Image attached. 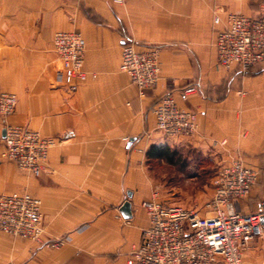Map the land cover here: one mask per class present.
<instances>
[{
  "label": "crops",
  "instance_id": "0c3cea01",
  "mask_svg": "<svg viewBox=\"0 0 264 264\" xmlns=\"http://www.w3.org/2000/svg\"><path fill=\"white\" fill-rule=\"evenodd\" d=\"M264 1V0H262ZM261 2V1H260ZM259 0H0V92L19 101L8 122L58 143L40 176L2 156L0 194L27 191L42 200L43 245L0 232V264H128L149 217L141 203L155 180L147 151L185 147L256 170L257 181L235 208L249 212L264 199V63L252 73L218 66L214 39L229 12L255 15ZM259 8V7H258ZM76 29L86 39V81L66 82L54 34ZM124 37L138 47L161 46L157 86L141 97L121 68ZM198 90L185 94L186 87ZM197 111L192 136L166 137L152 106L165 93ZM227 139L226 145L217 144ZM223 161V162H224ZM130 200L132 216L120 208ZM245 264H264V230L244 250Z\"/></svg>",
  "mask_w": 264,
  "mask_h": 264
},
{
  "label": "built area",
  "instance_id": "2783aa9c",
  "mask_svg": "<svg viewBox=\"0 0 264 264\" xmlns=\"http://www.w3.org/2000/svg\"><path fill=\"white\" fill-rule=\"evenodd\" d=\"M123 3L124 0H113ZM216 36L219 63L229 70L247 73L264 63V4L259 13L248 15L229 12ZM54 46L67 71L68 82L86 81L84 68L86 40L76 30H59ZM159 48H138L134 40H125L121 68L138 88L139 95L157 85L161 74ZM191 86L185 94L193 93ZM18 95L0 92V114L5 136L2 156L27 173L40 176L48 162L49 150L58 140L40 131L8 122L16 110ZM157 129L167 138L192 136L197 128V113L183 108L171 92L152 106ZM257 180V172L241 160L221 165L213 178L215 194L208 203L209 211H199L180 204L165 202L155 189L142 202L149 224L142 232L141 242L133 247L128 264H245L244 250L259 239L264 230V199L254 211L235 208V201L247 197ZM0 231L16 238L58 246L65 238L44 239L42 200L27 191L0 194Z\"/></svg>",
  "mask_w": 264,
  "mask_h": 264
},
{
  "label": "rangeland",
  "instance_id": "374dc122",
  "mask_svg": "<svg viewBox=\"0 0 264 264\" xmlns=\"http://www.w3.org/2000/svg\"><path fill=\"white\" fill-rule=\"evenodd\" d=\"M259 2H260L259 6L258 5L255 6L256 4H254V6L252 7V9H254L253 11H255V12L258 11L261 8V6L264 4V1H262V0H259ZM72 30H76V29H72ZM76 31H79V30H76ZM79 32L82 34L81 31H79ZM217 32H218V29L216 31V36H217ZM124 39L133 41V39L130 37L129 38L124 37ZM215 41H216V37L214 39V45L216 48ZM135 45L138 47L136 42H135ZM153 46H155L156 48H159V51H160L159 57H160V61H161V50H162L161 46H159V45H153ZM53 47H54L55 56H57L58 53L55 50L54 38H53ZM138 48H142V47H138ZM143 48H145V47H143ZM216 55H217V51H216ZM217 63H218V66H220L221 68H224L227 71H231V70L223 67L219 63L218 58H217ZM260 65H258V66H260ZM258 66H256V67H258ZM62 67H63V65H62ZM256 67H254L253 70ZM63 69H64V72L66 75V78H65L66 82H68L67 71L65 70L64 67H63ZM235 70L239 71L238 69H235ZM161 73H162V62H161ZM240 73H242V72H240ZM242 74H245V73H242ZM160 78H161V74H160ZM75 80H76V78L74 79V81ZM191 86L195 87L196 91L198 90V87L196 85H191ZM191 86H188V87H191ZM188 87H186V88H188ZM162 96H160V98ZM18 101H19V98H18ZM17 105H18V103H17ZM16 108H17V106H16ZM196 113H197V111H196ZM0 116H1V114H0ZM12 124H14V123H12ZM3 144H4V142H3ZM217 144H221L224 146L227 144V139L221 140L220 143L215 142L213 145L216 146ZM171 148L177 151V154L175 155L173 161H168L167 159L162 158L159 160H153V161L149 162L150 169H151V177L155 180L154 190L155 189L159 190L160 198L162 200H164L165 202L180 204V205H183L185 207H189V208H192L194 210H197L201 214H206L209 211L208 203L211 201V199L213 198V196L215 194V187L213 185V178L215 176V173L217 172V169L221 165L228 163V162H231L233 160L224 161L221 158L216 159V158L211 156V151L202 152L200 149L194 147L193 145L180 147L178 149L176 146L171 147ZM28 174L36 177V175H33L31 173H28ZM257 177H258V174H257ZM247 197H245V198H247ZM141 206H142V203H141ZM2 233H4V232H2ZM44 233H45V223H44ZM31 241H33V240H31Z\"/></svg>",
  "mask_w": 264,
  "mask_h": 264
},
{
  "label": "trees",
  "instance_id": "16d2710c",
  "mask_svg": "<svg viewBox=\"0 0 264 264\" xmlns=\"http://www.w3.org/2000/svg\"><path fill=\"white\" fill-rule=\"evenodd\" d=\"M252 71H253V68L251 70H249L247 73H252ZM237 72H239V71H237ZM160 99H161L160 97L158 99H156L154 104L156 102H158ZM176 154H177V151L172 149L168 145L153 144L147 151V158H148L149 162L153 161V160H159L162 158L167 159L168 161H173Z\"/></svg>",
  "mask_w": 264,
  "mask_h": 264
},
{
  "label": "water",
  "instance_id": "95a60500",
  "mask_svg": "<svg viewBox=\"0 0 264 264\" xmlns=\"http://www.w3.org/2000/svg\"><path fill=\"white\" fill-rule=\"evenodd\" d=\"M3 136H5V128L3 130ZM122 214L125 218H130L132 216V203L130 200H126L121 208H120Z\"/></svg>",
  "mask_w": 264,
  "mask_h": 264
}]
</instances>
